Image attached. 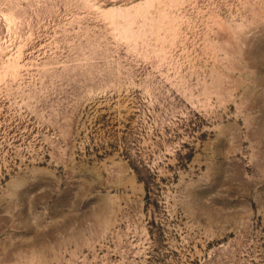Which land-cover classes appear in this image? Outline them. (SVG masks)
<instances>
[{
  "label": "rangeland",
  "instance_id": "obj_1",
  "mask_svg": "<svg viewBox=\"0 0 264 264\" xmlns=\"http://www.w3.org/2000/svg\"><path fill=\"white\" fill-rule=\"evenodd\" d=\"M0 264H264V0H0Z\"/></svg>",
  "mask_w": 264,
  "mask_h": 264
}]
</instances>
